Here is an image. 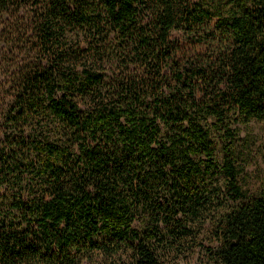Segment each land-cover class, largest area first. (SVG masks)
I'll return each mask as SVG.
<instances>
[{"label": "trees", "instance_id": "trees-1", "mask_svg": "<svg viewBox=\"0 0 264 264\" xmlns=\"http://www.w3.org/2000/svg\"><path fill=\"white\" fill-rule=\"evenodd\" d=\"M251 120L264 0H0V264H264Z\"/></svg>", "mask_w": 264, "mask_h": 264}, {"label": "rangeland", "instance_id": "rangeland-1", "mask_svg": "<svg viewBox=\"0 0 264 264\" xmlns=\"http://www.w3.org/2000/svg\"><path fill=\"white\" fill-rule=\"evenodd\" d=\"M239 138L247 139V150L244 153V166L241 174V187L249 195H255L264 178V162L262 152L264 149V127L256 121H248L244 124H236ZM202 256L194 253L188 259L174 260L166 264H201Z\"/></svg>", "mask_w": 264, "mask_h": 264}]
</instances>
